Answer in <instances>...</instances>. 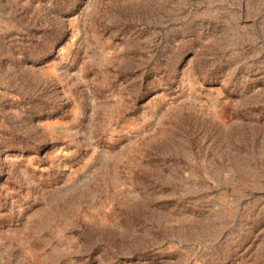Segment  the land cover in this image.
<instances>
[{
    "label": "rangeland",
    "instance_id": "obj_1",
    "mask_svg": "<svg viewBox=\"0 0 264 264\" xmlns=\"http://www.w3.org/2000/svg\"><path fill=\"white\" fill-rule=\"evenodd\" d=\"M0 264H264V0H0Z\"/></svg>",
    "mask_w": 264,
    "mask_h": 264
}]
</instances>
